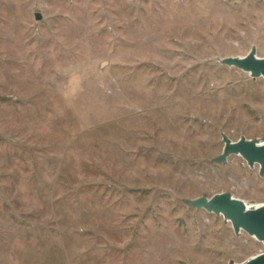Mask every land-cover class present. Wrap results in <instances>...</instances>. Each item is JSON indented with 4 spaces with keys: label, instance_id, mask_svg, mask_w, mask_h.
Masks as SVG:
<instances>
[{
    "label": "rangeland",
    "instance_id": "1",
    "mask_svg": "<svg viewBox=\"0 0 264 264\" xmlns=\"http://www.w3.org/2000/svg\"><path fill=\"white\" fill-rule=\"evenodd\" d=\"M37 14L40 18H37ZM264 0H0V264H234L264 243L187 204H264Z\"/></svg>",
    "mask_w": 264,
    "mask_h": 264
},
{
    "label": "water",
    "instance_id": "2",
    "mask_svg": "<svg viewBox=\"0 0 264 264\" xmlns=\"http://www.w3.org/2000/svg\"><path fill=\"white\" fill-rule=\"evenodd\" d=\"M37 18H40L38 14ZM222 63L246 71L252 77H264V57L257 56L256 48H252L243 57L224 58ZM223 141L225 145L222 154L216 158L218 162H226L230 155H241L251 167L259 164L260 174L264 175V142L245 137L232 141L226 135H224ZM187 204L197 209L204 208L217 215H223L226 220L231 221L236 234L243 230L264 243V204L251 207L244 200L227 192L217 193L210 198L204 195L194 200H188ZM234 264H264V252L242 263Z\"/></svg>",
    "mask_w": 264,
    "mask_h": 264
},
{
    "label": "bare ground",
    "instance_id": "3",
    "mask_svg": "<svg viewBox=\"0 0 264 264\" xmlns=\"http://www.w3.org/2000/svg\"><path fill=\"white\" fill-rule=\"evenodd\" d=\"M262 142H264V141H262ZM249 206H251V207H258V206H260L261 204H252V203H247Z\"/></svg>",
    "mask_w": 264,
    "mask_h": 264
}]
</instances>
